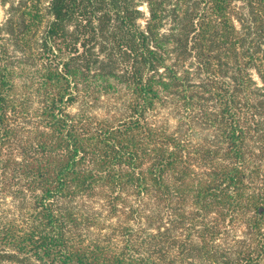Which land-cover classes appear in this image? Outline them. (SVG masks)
Masks as SVG:
<instances>
[{
    "label": "trees",
    "instance_id": "obj_1",
    "mask_svg": "<svg viewBox=\"0 0 264 264\" xmlns=\"http://www.w3.org/2000/svg\"><path fill=\"white\" fill-rule=\"evenodd\" d=\"M0 5V264H264V0Z\"/></svg>",
    "mask_w": 264,
    "mask_h": 264
},
{
    "label": "rangeland",
    "instance_id": "obj_2",
    "mask_svg": "<svg viewBox=\"0 0 264 264\" xmlns=\"http://www.w3.org/2000/svg\"><path fill=\"white\" fill-rule=\"evenodd\" d=\"M5 19V12L3 7L0 5V24L4 21Z\"/></svg>",
    "mask_w": 264,
    "mask_h": 264
}]
</instances>
